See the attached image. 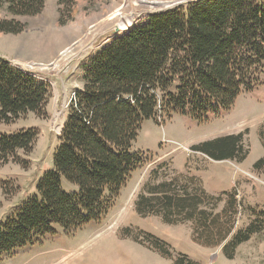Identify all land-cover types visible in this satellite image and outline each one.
<instances>
[{"label":"trees","instance_id":"trees-1","mask_svg":"<svg viewBox=\"0 0 264 264\" xmlns=\"http://www.w3.org/2000/svg\"><path fill=\"white\" fill-rule=\"evenodd\" d=\"M76 2L57 0L61 11L67 7L71 13ZM44 3L0 0V33L25 28L2 11L36 15ZM263 64L264 0L188 1L148 13L108 39L83 66L82 86L74 91L52 168L36 182L35 194L0 222V258L52 232L54 224L71 234L99 221L131 173L147 161L141 151L131 149L143 120H161L163 113L164 121L176 113L203 121L226 111L243 89L256 85ZM49 97L47 82L0 56V121L11 123L30 112L44 116ZM245 133L218 136L191 148L213 160L242 162L249 152ZM36 136L32 127L0 134V165L15 160L17 150L30 152ZM259 139L264 148V125ZM253 167L264 170V152ZM63 180L75 188L64 190ZM221 194L225 204L216 210L219 197L203 186L189 188L186 181L166 179L144 185L135 211L141 217L158 216L164 223L190 222L196 243L221 246L223 254L233 258L236 247L263 228L264 210L251 208L258 218L234 230L241 204L238 193L232 189ZM144 235L152 239L148 241L154 249L167 245L152 233ZM182 259L175 264H183Z\"/></svg>","mask_w":264,"mask_h":264},{"label":"rangeland","instance_id":"rangeland-1","mask_svg":"<svg viewBox=\"0 0 264 264\" xmlns=\"http://www.w3.org/2000/svg\"><path fill=\"white\" fill-rule=\"evenodd\" d=\"M168 1L174 0H77L71 13L67 7L61 11L57 0H45L36 15L2 11L7 18L20 20L25 28L16 34L0 33V56L10 63L18 61L16 67L21 71L47 82L50 97L44 116L30 112L11 123L0 121V134L28 127L37 131L30 152L17 150L15 160L0 165V222L35 194L36 182L52 168L60 127L74 91L82 86L88 58L115 34L130 29ZM116 10L121 16L112 17ZM256 75V85L249 91L243 89L228 110L208 115L203 121L176 113L164 121L163 113L161 120H143L131 149L141 151L147 161L131 173L102 218L71 234L54 224L53 231L39 240L2 254L0 264H175L180 256L183 264L188 260L194 264H264V226L236 247L233 258H227L221 246L196 243L190 222L169 224L158 216L141 217L135 211L145 184L173 178L186 181L189 188L203 186L219 197L216 210L225 204L226 196L221 192L234 189L241 202L234 230L258 218L250 210H264V170L253 167L264 152L259 139L264 125V64ZM239 131L246 132L249 150L242 162L213 160L191 148ZM62 187L66 191L75 188L64 180ZM147 232L167 245L154 249L144 235Z\"/></svg>","mask_w":264,"mask_h":264},{"label":"water","instance_id":"water-1","mask_svg":"<svg viewBox=\"0 0 264 264\" xmlns=\"http://www.w3.org/2000/svg\"><path fill=\"white\" fill-rule=\"evenodd\" d=\"M188 1H194V0H174V1H171V2L168 1V3L166 2V4H162L161 8L156 9L155 11H152V12H158V11H162V10H165V9H169L171 7H174L176 5H179L181 3L188 2ZM116 29H119V28L117 27ZM61 127H60V130H61Z\"/></svg>","mask_w":264,"mask_h":264},{"label":"bare ground","instance_id":"bare-ground-1","mask_svg":"<svg viewBox=\"0 0 264 264\" xmlns=\"http://www.w3.org/2000/svg\"><path fill=\"white\" fill-rule=\"evenodd\" d=\"M146 3H149V4H151L152 6H154L153 4H155L154 2H146ZM156 3H157V2H156ZM158 3H159V2H158ZM167 3H168V2H167ZM160 4H161V5H162V4H166V2H165V3L162 2V3H160ZM111 14H112V15H111L112 17H114L115 15H118V16L120 15V16H121V14L119 13L118 10H116L115 12H113V13H111ZM120 18H121V22H122L123 17H120Z\"/></svg>","mask_w":264,"mask_h":264},{"label":"built area","instance_id":"built-area-1","mask_svg":"<svg viewBox=\"0 0 264 264\" xmlns=\"http://www.w3.org/2000/svg\"><path fill=\"white\" fill-rule=\"evenodd\" d=\"M11 63L17 67H19V62L18 61H15V60H11Z\"/></svg>","mask_w":264,"mask_h":264}]
</instances>
